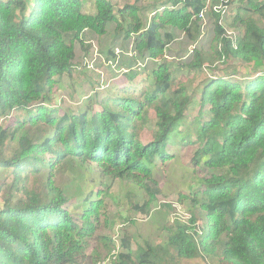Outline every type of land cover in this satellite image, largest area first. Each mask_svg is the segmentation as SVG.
<instances>
[{"label": "trees", "instance_id": "obj_1", "mask_svg": "<svg viewBox=\"0 0 264 264\" xmlns=\"http://www.w3.org/2000/svg\"><path fill=\"white\" fill-rule=\"evenodd\" d=\"M220 2L159 0L147 22L150 0H0V122L9 119L0 124V264H78L86 256L106 202L101 191L89 192L78 222L68 203L85 176L62 188L57 175L74 165H95L103 177L140 188L147 199L132 208L148 216L157 198L154 168L175 157L173 146L191 144L197 146L192 162L219 172L203 180L191 202L181 193L173 197L189 202V218H182L179 203L161 202L165 244L142 246L123 234L108 264L198 258L264 264V0H238L228 15L237 48L222 37L225 28L214 11ZM206 7L214 16L210 51L194 47L184 60L167 57L181 33L191 45L199 42V14ZM111 23L123 40L132 39L143 62H156L152 75L131 67L105 93L92 85L94 102L87 110L59 105L54 88L63 75L91 71L75 61L76 43L91 49L80 36L102 37ZM116 58L109 50L99 62ZM242 65L249 68L245 76ZM205 69L214 75L203 78ZM193 110L195 132L188 121ZM199 208L206 213L202 227ZM125 217L135 226V217ZM86 264H96L92 254Z\"/></svg>", "mask_w": 264, "mask_h": 264}, {"label": "rangeland", "instance_id": "obj_2", "mask_svg": "<svg viewBox=\"0 0 264 264\" xmlns=\"http://www.w3.org/2000/svg\"><path fill=\"white\" fill-rule=\"evenodd\" d=\"M129 1V0H121ZM133 1V0H131ZM159 0H150L152 4L146 9L145 18L147 22L151 20L153 7L155 2ZM161 1V0H160ZM220 4L230 2L227 6V12L231 14L236 11V1L238 0H220ZM226 1V2H225ZM92 1H88L87 9L90 10ZM248 16V13L244 12ZM229 19V17H228ZM115 23H111L108 28V33L102 37H97L92 34H83L80 38L86 43L91 44V49L89 53L82 48L81 43H76V62L82 63L80 66L82 69H87L91 71L78 72L73 71L71 75L64 74L62 82L55 85L54 88V99L59 105L63 107L75 108L76 110H87L90 105L94 102L91 90L92 85L101 87V91L105 93V87L108 83L121 81L122 78L118 76L119 74L125 73L131 67H135L139 75L146 73V75H152V68L155 66L156 62L149 60L143 62L141 56L138 53H134V48L132 44V39L130 41L123 40V35L117 34L115 32ZM175 39L171 44L170 49L166 52L167 57L170 59L175 58L177 55L181 59L187 58L194 47H203L205 50L210 51L211 45L214 39V16L212 14L206 15L203 20V33L200 36L199 42L197 44H190L187 41L183 33ZM68 38H71L68 36ZM73 41H69L67 44L72 45ZM109 50H113L117 53L118 58L113 59L111 62L109 60L105 61V65L99 62L100 59H105ZM134 56V57H133ZM98 58V59H97ZM136 58L140 64L137 65ZM146 71L141 65H145ZM206 66L209 64H205ZM215 65L212 66H216ZM204 67V66H203ZM143 68V69H142ZM224 69L223 71H227ZM214 71V70H213ZM213 71L209 69L204 70L205 76H213ZM239 71L243 75L249 73V68L246 65H242ZM223 73V72H221ZM113 74L116 76L110 77ZM260 74V73H259ZM100 75V76H99ZM242 75V76H243ZM241 76V77H242ZM236 77V76H235ZM241 77H237L241 80ZM120 79V80H119ZM100 80L102 84L98 81ZM98 89V88H96ZM95 90V89H94ZM99 91V90H98ZM197 114L196 110L190 112L189 115V126L192 132H195L194 126L192 125V117ZM9 122V119L4 117L1 119L0 124L5 125ZM197 146L196 145H181L173 146V150L170 152L172 159L159 163L155 168V181L158 185L153 183V188L157 191V198L153 203L152 212L150 215H143L140 210H135L132 208V204L139 203L142 205L143 200L147 198L140 188L134 184H127L125 181L117 178L103 177L99 172V168L95 165L88 169V165H74L70 171H66L63 174H59L56 177V183L59 187H66L73 183L76 185L75 176L84 175L85 180L77 183L79 187L75 188L78 192L75 194L74 198L68 203V208L71 210L74 218L78 222L81 221V215L84 206L88 205L84 203L87 194L92 191H101L102 198L106 202V207L103 209V217L101 218L100 224L95 229L94 234L88 239L89 247L87 249L86 256L83 259L78 260V264H86V259L91 254L94 257V261L100 264H108L111 259V255L115 254L119 249H121V239L123 234H127L132 237L138 245H147L148 243L156 245H164L167 240L168 232L164 229L166 224L165 216L167 212L162 209L159 205L163 201H174L181 193L189 197L188 201L191 202L193 192L197 189L202 188V183L205 178L210 177L213 173L219 172L207 167L194 164L193 152ZM177 153V155L175 154ZM86 166V167H85ZM80 168L81 172H78ZM90 168V167H89ZM5 175H0V179H3ZM153 192V191H152ZM152 194V193H151ZM5 197L4 191L0 192V204H2L3 198ZM95 199V195L92 197ZM188 201L177 202L178 209L182 214V218L188 219ZM198 208V207H197ZM125 215H131L135 217L137 222L134 226L133 223L125 217ZM198 222L201 227L206 222V213L203 209L199 208L197 210ZM171 217V216H170ZM172 219V217H171ZM107 255V256H106ZM91 261V259H88ZM179 264H219V258L215 259H194V260H182Z\"/></svg>", "mask_w": 264, "mask_h": 264}, {"label": "built area", "instance_id": "obj_3", "mask_svg": "<svg viewBox=\"0 0 264 264\" xmlns=\"http://www.w3.org/2000/svg\"><path fill=\"white\" fill-rule=\"evenodd\" d=\"M226 2V1H225ZM214 11L220 14V18H219V24L221 26H224L225 28V32L222 35L223 38L229 39L231 44L237 48L238 47V32L227 28L226 26V20L228 18V12H227V5L225 4H218L214 6ZM207 7L204 8V10L199 14V17L201 19H205L206 15H207ZM204 68H206V65H204ZM105 264V263H103Z\"/></svg>", "mask_w": 264, "mask_h": 264}]
</instances>
